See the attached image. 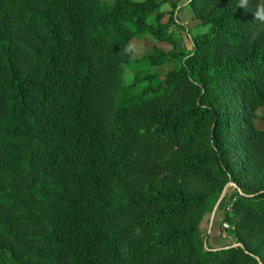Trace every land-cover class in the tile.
Returning a JSON list of instances; mask_svg holds the SVG:
<instances>
[{"label":"trees","instance_id":"16d2710c","mask_svg":"<svg viewBox=\"0 0 264 264\" xmlns=\"http://www.w3.org/2000/svg\"><path fill=\"white\" fill-rule=\"evenodd\" d=\"M192 8L208 32L190 62L137 94L133 39L173 40L157 0H0V264H264V0ZM259 170L207 237L209 198L171 178ZM219 221L244 249L218 245Z\"/></svg>","mask_w":264,"mask_h":264},{"label":"rangeland","instance_id":"374dc122","mask_svg":"<svg viewBox=\"0 0 264 264\" xmlns=\"http://www.w3.org/2000/svg\"><path fill=\"white\" fill-rule=\"evenodd\" d=\"M102 1L110 6L116 2V0ZM133 1L141 2L144 0ZM157 3L159 5L158 13L163 16L162 23L168 26V34L172 36L173 40L169 43H162L149 33L138 34L133 39L131 42L132 62L123 67L122 83L126 87L133 86V91L137 94H141L151 86L150 80L147 81V78H150L154 74L166 77L181 69L182 64L190 62L193 54L192 40L208 32V27L196 18L192 8V0H157ZM154 22L155 17L149 19V23L154 24ZM131 29L134 31L133 27ZM158 51H162L167 56H170L171 60L161 66H151L147 58L155 55ZM252 112L256 128L264 132V105L257 106ZM233 140H230V142L233 143ZM143 155L149 162L151 160L164 161L168 158V155L163 152L156 153V156L148 152H145ZM262 176L261 170L253 172L251 175L248 174L245 177L246 180L243 185L231 183L230 181L226 183L225 181H221L219 177L217 179L215 174L208 172L197 177L171 176V178L177 180V182L184 178L185 180L181 184L184 189L194 191L196 194L209 198L208 206L202 215L200 225L202 236L207 237L210 235L213 224L217 220L218 212L223 209L228 195H231V204L235 202L233 198H237L236 196H252V191L256 188ZM214 177L215 179H213ZM217 182L218 186L215 187ZM231 209L232 206L230 205L227 212ZM219 219L221 221L223 216ZM220 221L218 223L217 236L220 238L221 235V240H218L221 243H218V245L226 244L228 241L233 244V247L244 249V246L237 244L236 239H234L232 235L234 228L231 224L229 222L221 224ZM224 230L228 239L223 237Z\"/></svg>","mask_w":264,"mask_h":264},{"label":"built area","instance_id":"2783aa9c","mask_svg":"<svg viewBox=\"0 0 264 264\" xmlns=\"http://www.w3.org/2000/svg\"><path fill=\"white\" fill-rule=\"evenodd\" d=\"M227 227V226H226ZM226 232H225V230H224V232H223V237L225 238V239H228V237L226 236V234H225Z\"/></svg>","mask_w":264,"mask_h":264}]
</instances>
